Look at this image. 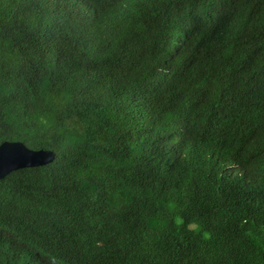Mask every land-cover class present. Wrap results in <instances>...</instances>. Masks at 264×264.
Returning <instances> with one entry per match:
<instances>
[{
	"label": "trees",
	"instance_id": "1",
	"mask_svg": "<svg viewBox=\"0 0 264 264\" xmlns=\"http://www.w3.org/2000/svg\"><path fill=\"white\" fill-rule=\"evenodd\" d=\"M88 1L122 15L95 43L73 31L77 0H0V144L57 154L0 180V264H264V157L233 174L189 145L264 131V0L218 27L203 0Z\"/></svg>",
	"mask_w": 264,
	"mask_h": 264
},
{
	"label": "clouds",
	"instance_id": "2",
	"mask_svg": "<svg viewBox=\"0 0 264 264\" xmlns=\"http://www.w3.org/2000/svg\"><path fill=\"white\" fill-rule=\"evenodd\" d=\"M29 1L32 5L36 7L47 8L55 5L56 3L62 0H29ZM175 1H183L187 3L190 6L191 11L193 12L192 0H145V6L148 9L151 2H156L165 6H169ZM236 1L238 0H203L204 5L202 6V8L205 11L207 20L212 21L218 27L221 24L223 17L226 16L233 9ZM254 1L255 0H251L247 4V6L251 5ZM31 11L32 14L36 16L35 11L34 10ZM75 12L77 15V19H76L77 27L73 31L86 35L89 41L92 43L99 41L103 36L109 34L108 23H107L108 17L110 20H116V21L120 20L122 17V15H120L115 10H111L109 14L106 16L98 7L91 4L88 0H77ZM194 29L195 27H192V29H189L187 31L186 38L189 35V33H191ZM224 43L228 44L229 42L226 41ZM235 43H236V47H240L243 49L242 57H244L248 53H251L252 55H260V56L263 55L262 45H253L249 40L243 38L242 36L239 39L235 40ZM44 60H45L44 57L37 59L32 69L39 68ZM73 86H74V81L62 83L54 90H52L50 94L43 100V102L48 101L54 96L57 98L59 102L63 98L74 96L75 92L73 91ZM229 92L231 91H227L225 94ZM225 94H221V96H224ZM212 97H214V93H212ZM195 98H205V97L201 92H199V94ZM180 119H185V118L181 117ZM182 129H183L182 124L179 123L177 126V131ZM205 136L217 137L218 139H222L223 141L221 143L216 141L209 143L208 145L210 148L209 153H206L203 150V146L201 145V140L204 139ZM183 140H184V135H183ZM5 142L22 143L19 141H5ZM3 143H1L0 145H2ZM189 145L191 146V149L193 151H197L202 157L209 159H213V158L216 159L219 162L220 165L219 169L222 172L229 171L233 174H236L239 165L242 164L240 157L243 153H246L247 155V163L245 165L256 164L261 158L264 157V131H258L254 129L248 121L242 125H237L233 123L222 127H213L206 133L191 139ZM26 147L33 151H39L43 149L47 151H52L55 153V159L57 158V154L53 150H49L46 148L32 149L29 148L28 146ZM38 167L40 166L20 168L18 170L9 173L7 176H9L10 174L16 171H20L23 169L38 168Z\"/></svg>",
	"mask_w": 264,
	"mask_h": 264
},
{
	"label": "water",
	"instance_id": "3",
	"mask_svg": "<svg viewBox=\"0 0 264 264\" xmlns=\"http://www.w3.org/2000/svg\"><path fill=\"white\" fill-rule=\"evenodd\" d=\"M54 159L52 151H33L22 143L5 142L0 145V180L20 168L46 165Z\"/></svg>",
	"mask_w": 264,
	"mask_h": 264
},
{
	"label": "bare ground",
	"instance_id": "4",
	"mask_svg": "<svg viewBox=\"0 0 264 264\" xmlns=\"http://www.w3.org/2000/svg\"><path fill=\"white\" fill-rule=\"evenodd\" d=\"M171 150V149H170Z\"/></svg>",
	"mask_w": 264,
	"mask_h": 264
}]
</instances>
